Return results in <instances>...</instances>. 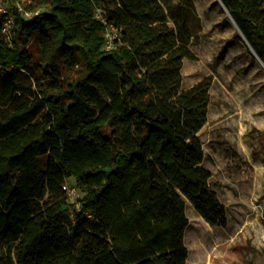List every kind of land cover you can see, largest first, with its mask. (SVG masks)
I'll return each mask as SVG.
<instances>
[{
  "label": "trees",
  "instance_id": "obj_1",
  "mask_svg": "<svg viewBox=\"0 0 264 264\" xmlns=\"http://www.w3.org/2000/svg\"><path fill=\"white\" fill-rule=\"evenodd\" d=\"M17 1L39 13L0 35V264H187V202L228 226L199 135L213 78L183 86L195 0ZM221 2L264 65V0Z\"/></svg>",
  "mask_w": 264,
  "mask_h": 264
},
{
  "label": "rangeland",
  "instance_id": "obj_2",
  "mask_svg": "<svg viewBox=\"0 0 264 264\" xmlns=\"http://www.w3.org/2000/svg\"><path fill=\"white\" fill-rule=\"evenodd\" d=\"M195 4L202 30L192 48L197 59H184L183 86L213 78L199 135L228 226H210L187 202V264H264V65L233 37L237 25L221 0ZM67 184L76 187L73 178ZM77 190L72 202L81 196Z\"/></svg>",
  "mask_w": 264,
  "mask_h": 264
},
{
  "label": "built area",
  "instance_id": "obj_3",
  "mask_svg": "<svg viewBox=\"0 0 264 264\" xmlns=\"http://www.w3.org/2000/svg\"><path fill=\"white\" fill-rule=\"evenodd\" d=\"M38 13L39 10L31 11L17 0H0V35L12 46L13 38L18 30L19 17L29 19ZM96 17L102 19L100 11L97 12ZM105 37L107 40L106 48L111 49L113 47L114 38L116 37V29L113 27L107 28ZM9 70L10 68L5 67L0 61V75L7 74ZM64 189L67 191L70 199L78 193L76 187H70L68 184L64 185Z\"/></svg>",
  "mask_w": 264,
  "mask_h": 264
},
{
  "label": "crops",
  "instance_id": "obj_4",
  "mask_svg": "<svg viewBox=\"0 0 264 264\" xmlns=\"http://www.w3.org/2000/svg\"><path fill=\"white\" fill-rule=\"evenodd\" d=\"M209 112H210V106H209Z\"/></svg>",
  "mask_w": 264,
  "mask_h": 264
}]
</instances>
